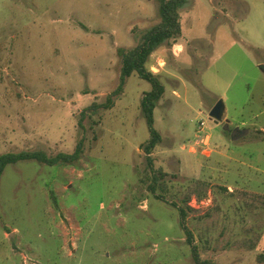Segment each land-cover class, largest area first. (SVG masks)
<instances>
[{
    "label": "rangeland",
    "instance_id": "obj_1",
    "mask_svg": "<svg viewBox=\"0 0 264 264\" xmlns=\"http://www.w3.org/2000/svg\"><path fill=\"white\" fill-rule=\"evenodd\" d=\"M179 13L180 35L155 47L146 63L164 61V71L153 72L164 92L153 113L161 139L151 156L169 186L210 182L209 200L187 213L192 228L195 216L211 211L213 195L229 209L232 198L219 187L264 193V0H186ZM161 21L157 0H0V154L70 153L80 140L84 148L72 163L5 166L0 264H195L177 209L142 181L141 145L150 133L140 102L151 84L132 73L112 108L80 120L118 86L121 55ZM173 44L181 50L171 51ZM218 100L224 112L215 123L209 111ZM200 120L205 153L194 144ZM236 127L242 133L233 139ZM171 194L167 200L180 198ZM263 216L259 210L248 222ZM259 245L200 256L264 264L256 260L264 227Z\"/></svg>",
    "mask_w": 264,
    "mask_h": 264
},
{
    "label": "trees",
    "instance_id": "obj_2",
    "mask_svg": "<svg viewBox=\"0 0 264 264\" xmlns=\"http://www.w3.org/2000/svg\"><path fill=\"white\" fill-rule=\"evenodd\" d=\"M161 15V23L146 34L142 45L136 49L127 51L121 55V67L119 84L114 91L109 93L102 102H92L81 111L82 121L87 113L96 112L99 109H109L115 105L116 99L123 93L125 80L132 73L139 78L147 80L151 84L150 90L143 93L140 106L146 119L149 139L141 145L146 153L147 173L142 181L147 182V187L155 198L170 204L177 209L179 225L185 234V241L190 247L195 264H211V261L202 259L200 252L218 250L252 251L257 249L263 237L264 216L255 223L248 222V216L260 210L264 213V193L252 192L245 189H236L233 192L227 188L219 187L226 197L232 198L229 209H224L216 195H213V207L211 211L200 216H195L194 226L186 225L188 211L197 210L191 208L188 203L192 197L198 201L209 196L211 184L202 178L190 179L186 184L174 187L168 185L165 180L166 173L161 169L155 170L151 153L161 137L153 127V113L157 102L164 92V85L156 74L146 67L147 58L151 51L163 42L174 41L181 33L180 9L186 0H157ZM84 152L83 140H80L75 149L70 153L58 152L55 155L48 154L42 149L11 151L0 154V176L7 164L21 160L34 159L39 163L49 166L72 163ZM174 189L170 191V189ZM171 197L180 196L178 200H167V193ZM240 231V232H238ZM239 234V235H238ZM259 263H264V252L256 255Z\"/></svg>",
    "mask_w": 264,
    "mask_h": 264
},
{
    "label": "built area",
    "instance_id": "obj_3",
    "mask_svg": "<svg viewBox=\"0 0 264 264\" xmlns=\"http://www.w3.org/2000/svg\"><path fill=\"white\" fill-rule=\"evenodd\" d=\"M153 70V68H151ZM204 126H205V121L204 120H200L198 122V130L197 133L195 135V145H199L200 144V148L202 149V151L205 153L206 151H210L209 150V145H208V140L209 137L206 134H203V130H204ZM209 200L208 197L198 201L196 198L192 197L190 202L188 203L190 207H195V206H199L200 203H203L204 201Z\"/></svg>",
    "mask_w": 264,
    "mask_h": 264
},
{
    "label": "water",
    "instance_id": "obj_4",
    "mask_svg": "<svg viewBox=\"0 0 264 264\" xmlns=\"http://www.w3.org/2000/svg\"><path fill=\"white\" fill-rule=\"evenodd\" d=\"M223 112H224V105H223V102L222 100H218L210 109L209 111V115L210 117L214 120L215 123H218L220 122L222 116H223ZM223 128L225 130H228V122L226 121L224 123V126ZM244 132H246L245 130H243ZM242 133V130L238 127L234 128V129H231L230 130V136L233 138V139H236L238 138V136Z\"/></svg>",
    "mask_w": 264,
    "mask_h": 264
},
{
    "label": "crops",
    "instance_id": "obj_5",
    "mask_svg": "<svg viewBox=\"0 0 264 264\" xmlns=\"http://www.w3.org/2000/svg\"><path fill=\"white\" fill-rule=\"evenodd\" d=\"M173 47L171 48V51H173L174 53L176 52V51H180L181 50V45H176V44H173L172 45ZM174 47H178V50H174L173 48ZM164 64V61H163V59L162 58H158V60H157V66H154L153 65V63H151V64H149V70H151L152 72H154V73H159L160 72V70H162V71H164V68H163V65ZM151 68H153V70L151 69ZM174 92V91H173ZM263 103V102H262ZM255 117V116H254ZM226 119V118H225ZM226 120H228V122L230 123V120L229 119H226ZM244 123H246L245 121L244 122H242L241 124L242 125H244ZM227 189H230V188H228L227 187ZM231 190V189H230ZM232 191V190H231ZM259 193V192H258ZM259 211V210H258ZM258 211H256V212H258Z\"/></svg>",
    "mask_w": 264,
    "mask_h": 264
}]
</instances>
